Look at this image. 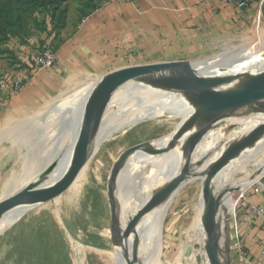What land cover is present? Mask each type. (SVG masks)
Here are the masks:
<instances>
[{"label":"rangeland","instance_id":"1","mask_svg":"<svg viewBox=\"0 0 264 264\" xmlns=\"http://www.w3.org/2000/svg\"><path fill=\"white\" fill-rule=\"evenodd\" d=\"M3 1L6 0H0V3ZM40 1L42 2L41 6L34 13H22L20 19L23 23L22 27L17 26L18 22L15 19L10 22L12 27L7 32L8 40L0 41V48H6V51H0V63L3 62L2 59H6L10 64L14 63L15 53L22 51L21 47H29L27 50L30 57L46 42H51L52 46L56 48L61 39V22L68 18H81L83 9L88 6L89 2L99 5L104 0ZM3 21V16L0 13V29L3 28ZM243 23H245L243 27H234L231 23L228 36L218 35L212 40L203 42L202 47L191 51L188 58H168L161 61L202 62L205 60L214 61L211 65L216 64L215 66H217V62L218 64L234 62L232 56H241L242 59L233 64L232 72L259 69L264 65V11L261 16L255 19H244ZM85 84L80 85L76 90L56 92L48 103L23 112L18 116L17 122L9 124L6 143L3 146L4 152L6 151L8 154L3 156L2 172L8 174L13 171L14 174L11 176V185L9 184L7 194L14 187V179L27 175L30 170L32 172L36 163H42L44 155L42 156L40 152L48 151L60 144V138L57 139L56 134H60L62 131L58 129L57 120V126L51 121L56 117L57 114L53 111L61 106V101L56 103L54 99L61 95L66 97L65 93L79 94V88ZM84 100L77 105V110L74 111L73 107L75 106H73L64 118H69L71 111L80 112V123ZM53 101L54 103H52ZM258 104L264 105V99L237 108H221V114L219 113L207 123L208 126L204 133L207 137L204 138L202 145L208 143L207 140L211 141L212 146L216 149L225 146V144L226 146L231 145L232 142L234 144L244 135L240 136V132L253 125L254 118L264 121L261 119L262 115L253 110L259 106ZM116 106L117 104L113 107ZM191 119V116L180 114L145 119L126 126V128L115 132L110 138L103 140L96 147L81 172L79 190L70 194L65 191L48 201L37 202L22 215L19 214L1 228L0 264H115L110 254L114 253L112 240L115 238L116 222H124L132 211L136 200L135 195L128 198L125 208L120 204L119 210L114 216V204L118 201V193L158 148L169 143L177 134L178 136L183 134L184 126ZM242 119L251 122H244ZM114 120L113 118L110 122L112 123ZM45 124L48 125V128L44 132L42 126ZM72 129L78 132L77 126L73 125L66 130L61 129L63 130L61 135L69 136L72 134ZM2 130L5 132L4 128ZM211 135L213 138L210 137ZM165 137L168 138L163 140ZM233 138L234 141H232ZM156 139L158 141L154 142L152 146L140 147L144 142ZM263 141L264 130L253 143L243 148L241 153L246 155L245 164L240 166L233 175L230 189L237 187L264 164V143L260 145ZM209 146L201 148L197 152L196 157L199 161H208L212 155L216 164L218 160H223L231 150V146H228L226 152L223 151L221 154L219 150H216L212 154V148ZM153 160L154 158L150 161ZM229 161L230 159L224 161L223 165ZM60 165L59 163L53 170L59 169ZM157 167L165 169L161 173L165 181L161 184L162 186H158L159 190L168 188L173 184L174 175L179 170L172 173V163L165 166L163 162H159ZM117 178H119L118 183ZM186 179H188L187 182L173 198L164 203L151 230L144 233L142 237L154 264H208L209 253L205 239L209 236V230L207 228H203L202 231L198 230L197 220L202 200L206 204L210 202L216 204L221 218L220 213L224 208L220 198L226 191H223L222 194L216 192L219 186L215 184V179L205 173L189 174L185 176L184 180ZM259 180L250 187L248 186L246 191H244L246 188L241 191L228 209L227 222L222 229V238L230 264H235L237 257L235 228L237 227L236 218L241 211L238 206L248 190ZM211 193L213 194L209 198ZM203 196L209 199H203ZM210 207L208 210L211 209ZM154 210L152 211L154 212ZM135 212H137L136 207ZM135 258L137 263L141 264L138 257Z\"/></svg>","mask_w":264,"mask_h":264},{"label":"crops","instance_id":"2","mask_svg":"<svg viewBox=\"0 0 264 264\" xmlns=\"http://www.w3.org/2000/svg\"><path fill=\"white\" fill-rule=\"evenodd\" d=\"M248 3L238 9L221 0H104L86 16L67 19L55 49L57 62L51 69L31 66L29 47L15 53L14 63L2 59L0 129L5 132L0 135V201L15 190L7 194L14 172H2V159L8 154L3 150L7 127L17 122L19 115L48 103L56 92L76 90L108 73L168 58H188L203 42L228 36L231 23L243 27L244 19L263 14L264 0ZM6 79L11 82L2 88ZM263 198L264 176L248 190L239 208ZM235 236V264H264L260 221L237 220Z\"/></svg>","mask_w":264,"mask_h":264},{"label":"bare ground","instance_id":"3","mask_svg":"<svg viewBox=\"0 0 264 264\" xmlns=\"http://www.w3.org/2000/svg\"><path fill=\"white\" fill-rule=\"evenodd\" d=\"M213 62L214 61H202L201 66L206 67L210 70L214 69V71H218L216 70V68H218L219 65H222V63L218 64L217 62V66H215L216 64L211 65V63ZM261 70H264V65L259 69L255 70L253 68L250 71L259 72ZM96 81L97 79L96 80L92 79L90 82H87L84 86L79 88L80 90L79 94H76L75 92H70L64 94L66 95V97H62L63 95H61L59 96L60 98L56 97V99H54L56 103L61 101L60 102L61 106L53 111L57 115L51 121V123H53L54 125L56 123L57 126V122H56L57 120L58 129H60V131L63 132L64 129L66 130L72 127L73 125L77 126V128L79 129L80 123H79V119L77 120V117L78 116L80 117V112H74V111L78 109L77 105L80 104V102L86 98L87 94L93 88ZM54 101L52 103H54ZM116 104L117 106L113 107ZM72 107L74 111H71L70 117L67 119L64 118V116L70 112ZM219 110L220 109L214 104L203 101L190 92H181V91L161 88L152 81V78L139 80V81H131L125 84L120 89H118V91L115 93L113 100L111 101L110 105L105 111V115L101 127L97 134L96 147L103 140L110 138L115 132L123 128H126V126L139 123L145 119H155V118L157 119L159 117L168 116L172 114L174 115L180 114L183 116L187 115L189 117L190 116L192 117V119L184 126V131L186 134L185 136H188L189 134L204 127L211 118H213L219 113ZM257 112L262 115L261 119H264L263 104L257 107ZM113 118L115 120L111 123L110 121ZM69 120L70 121L72 120L73 124L67 126ZM262 121L263 120L259 121L254 118L253 125L249 128H246L244 131H241L240 136L243 134L244 135L248 134L251 129L261 124ZM244 122H251V121L245 120ZM46 128H48L47 124L42 126V131L44 130L45 132ZM3 132L4 131L0 129V135H2ZM62 132H60V134H56L57 139L60 138V144L57 145L56 147L50 148L48 151L40 152L42 156L44 155L42 163H36L35 167H33L32 172H30L31 171L30 170L27 175H23L20 178L14 179L13 189H17L22 185H24L25 183H27L29 180L33 179L39 172L44 170L49 164H51L57 158L60 160L59 163L61 165L59 166V169L57 170L55 169L52 171L51 173L52 176L57 175L59 171L66 169L69 166L72 157L71 155L75 151L77 130L74 131L72 129V134H70L69 136L61 135ZM177 136L178 134L172 140L178 138ZM212 136L213 135H211L210 137ZM65 137L66 139H63ZM206 137L207 136L205 135L202 139L196 141L195 142L196 145L193 149L191 145L188 143L179 142L173 144L171 143L170 140L169 143H167L164 146H161L160 148L157 149V151L154 152V154L146 161L144 166H142L140 169L137 170V172L134 174L132 179L124 186V188H122V191L118 193L119 205L121 204V206L123 207L126 205L128 198L135 195L136 200H135V205L132 206L131 209L132 211L130 212L129 216L124 220V222L123 223H119L118 221L116 222L115 238L112 240L114 253L110 254V257L112 258L115 264L117 261L123 262L122 264H125L123 247H129L131 244L133 245L132 243L133 234L136 228H137L136 231L139 234V241L137 245L133 248V250L136 251H134L132 254V260L136 264H138L135 258L138 257L141 264H154L146 248L145 242L142 240V237L144 233L151 230V226L153 225L158 214L160 213L162 206L168 200L167 198L160 200L156 204L154 208L155 209L154 212L152 211L145 213V207L148 201L150 200L151 196H153V194L159 189L158 186H160L165 181V179L162 178L163 175L161 174L163 171H165V169L163 167H157V165L159 162H163L165 166H167L169 163H172L173 164L172 173H175L181 168V166L184 164V162L187 159L188 160L198 159L196 157V154L201 148L204 149L205 147H208L210 145L209 147L212 148L211 152L213 154V152L216 150H219L220 153L223 151L226 152L228 146H232L233 144V142L231 143V145L228 146H226L225 144V146L216 149L215 147L212 146V143L209 140H207L208 143L202 145L204 142V138ZM167 138L168 137H165L163 140H166ZM62 140L64 141L62 142ZM232 141H234V138L232 139ZM262 143H264V141L261 142L260 145ZM242 151L243 150H241L239 153L234 154L233 157L229 158L230 161L228 163H225V165H223L224 164L223 163L222 166H220L218 169H215V171H213L212 174L209 175L215 179V184L219 186L216 192L222 194L223 191H226L225 193H223V196L220 198L222 200V205L224 208L222 213H220L221 218L219 217L218 208L216 204L212 202L206 204L203 203L204 201L201 199L202 207L199 213V218L197 220L198 221L197 229L202 231L203 228H207L209 230V234H208L209 238L207 237L205 239V244L208 246V253H209L208 264H230L229 257L224 249L223 238H222V229L224 228L227 222L226 215H228V209L233 205L235 199L241 193V191H243L246 187L253 185L258 180V178H260L261 175L264 174V164H263L254 173H252V175H250L247 179L242 181L237 187L235 186L234 188L230 189V185L232 187V183H233V175L236 173L237 169L240 166L245 164L246 155L241 153ZM152 158H154V160L151 162L150 160ZM205 163L209 165L215 164L212 155L208 161H205ZM204 168L205 167L204 166L202 167V165L200 164L197 166L196 171L201 172L202 170H204ZM81 177L82 174L79 173V175L76 176L70 182V184L67 185V187H65V189L61 192V194L65 191H68L69 194L76 191L79 188ZM118 180L119 178H117V183ZM213 193H211V195ZM204 198H207L208 200L211 197L208 198L203 196V199ZM56 199H58V197H56ZM135 207L137 212H135ZM209 207L211 208L210 210H208ZM19 214H20V208H17V209H12L9 213L4 215L0 220V230L3 226L7 225ZM204 223H206V225H204Z\"/></svg>","mask_w":264,"mask_h":264},{"label":"water","instance_id":"4","mask_svg":"<svg viewBox=\"0 0 264 264\" xmlns=\"http://www.w3.org/2000/svg\"><path fill=\"white\" fill-rule=\"evenodd\" d=\"M232 58H234V62L228 61L222 63V65L216 68L218 71L202 67L201 62L175 60L159 61L123 68L98 77L83 103V117L81 115L82 119L77 132L75 151L71 155L69 166L59 171L57 175L52 176L51 173L53 169L58 166L60 161L57 158L33 179L9 193L0 201V220L12 209L20 208V215H22L35 203L48 201L50 198L61 193L65 187L82 172L95 152L97 134L101 127L105 111L118 89L131 81L152 78V81L161 88L190 92L199 99L214 104L219 109L223 107L237 108L264 99V70L251 72L247 69L231 72L233 64L240 61L242 57L232 56ZM253 110L257 111V107ZM78 119L79 116L77 117V120ZM72 124V120H69L67 126ZM207 126L206 124L204 127L188 136H185L186 134L184 131L182 135L177 136L178 138L171 140V143H188L193 149L196 145L195 142L205 136L204 133ZM263 130L264 121L254 128L253 131L243 135L234 142L225 159L232 157L234 154L243 150L245 146L253 143ZM157 141L156 139L144 142L140 147L152 146L154 142ZM224 161L225 160H218L216 164L209 165L198 159H187L179 171L174 175L173 184L168 188L162 190L158 189L153 196H151L145 207V213L152 212L160 200L165 198L171 200L176 192L187 182L188 179L184 180L186 175H192L193 173L194 175L202 173L210 175L215 169H218ZM200 164L202 167H205V170L198 172L196 168ZM263 176L264 174H262L260 178ZM260 178H258V180ZM247 188L248 187H246L244 191H246ZM209 197H211V194ZM119 207V202L116 201L114 204V216H116ZM136 230L137 228L134 231L132 240L134 246L132 244L129 247L122 246L125 264H136L132 260L133 248L139 241V234ZM122 263L123 262L120 261L116 262V264Z\"/></svg>","mask_w":264,"mask_h":264},{"label":"built area","instance_id":"5","mask_svg":"<svg viewBox=\"0 0 264 264\" xmlns=\"http://www.w3.org/2000/svg\"><path fill=\"white\" fill-rule=\"evenodd\" d=\"M222 2L231 4L238 9L246 8L249 0H221ZM30 65L37 69H44L52 67L57 62L56 51L51 42L43 44L39 50L30 58ZM10 80H3L1 87L5 88ZM15 87L17 83H14ZM3 108V103L0 100V111ZM240 206V205H239ZM238 206V207H239ZM243 208V209H242ZM241 208L237 220L239 222L253 223L260 221L261 229L264 231V198L260 202H248Z\"/></svg>","mask_w":264,"mask_h":264},{"label":"trees","instance_id":"6","mask_svg":"<svg viewBox=\"0 0 264 264\" xmlns=\"http://www.w3.org/2000/svg\"><path fill=\"white\" fill-rule=\"evenodd\" d=\"M93 3L94 2H89L88 6L83 9L84 11L81 17L86 16L88 13H90L92 10H94L99 6L98 4L96 5ZM41 4L42 2L40 0H6L0 3V13L2 14L4 19L3 28L0 29V41L5 42L6 40H8L7 32L9 31V28L12 27L10 22L13 19H15L18 22L17 26L22 27L23 23L20 20L22 13L32 14L36 11V9H38L41 6ZM66 23L67 20L61 22L60 29H64ZM5 49L6 48H0V51H6Z\"/></svg>","mask_w":264,"mask_h":264}]
</instances>
